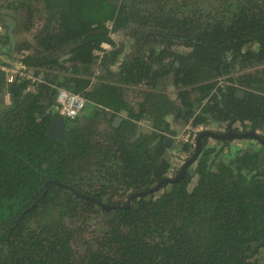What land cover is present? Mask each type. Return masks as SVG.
Listing matches in <instances>:
<instances>
[{
    "label": "trees",
    "instance_id": "trees-1",
    "mask_svg": "<svg viewBox=\"0 0 264 264\" xmlns=\"http://www.w3.org/2000/svg\"><path fill=\"white\" fill-rule=\"evenodd\" d=\"M42 3L33 43L14 48L34 82L0 83V264H260L264 145L252 138L203 137L180 180L124 206L196 151L198 133L176 146L168 117L264 130V0ZM125 30L133 45L120 57L113 36ZM59 89L86 100L66 119L67 143L46 136ZM173 150L185 155L176 168Z\"/></svg>",
    "mask_w": 264,
    "mask_h": 264
},
{
    "label": "rangeland",
    "instance_id": "rangeland-1",
    "mask_svg": "<svg viewBox=\"0 0 264 264\" xmlns=\"http://www.w3.org/2000/svg\"><path fill=\"white\" fill-rule=\"evenodd\" d=\"M42 1L44 2V0H0V25L3 31V34L5 35V38H6V45H5L6 51L4 54L0 52V57L2 61L4 62V64H7V65L9 64V66L15 65V62L10 63L8 57H6L7 55L10 54L8 50L9 45L12 47V50L14 51L16 44L27 43V42H29L30 44L33 43L35 29H37L38 25H40L43 22V20L46 18V14L44 12ZM11 6H13V9H11ZM140 13L141 15L146 14V12H140ZM9 15L15 18V20H13L14 28L12 31L14 46L10 44V40L8 36V32L10 29L9 20H8V18L10 17ZM16 23H17V29H16ZM28 27L29 29H27ZM30 28H32L31 31H30ZM128 30H125V33H119L113 36L114 42L119 47L122 48L120 52V57L123 56L122 51L124 53L128 52L129 48H131L133 45V42L129 40L127 37L129 36L127 33ZM11 56L13 57V59H17L18 61L19 59L18 56L12 51H11ZM116 70L117 69L115 67L111 68V71H116ZM96 77L98 78V76ZM167 88H168L167 89L168 95L171 96V98H173L174 90L172 89L171 85H167ZM127 94L129 95L130 102L132 104H135V98L138 95V89H129L127 91ZM167 121L171 126V130L174 132L172 135H168V137L174 141L176 146L189 142L190 141L189 137H191L195 133V131H198L197 130L198 128L192 129L189 125H184L181 123H177L174 125L170 117H168ZM148 126H149L148 124H146L145 122H142L140 123V130L145 131L146 129H148L147 128ZM211 127H212L211 130L213 131L219 130V128L216 126H211ZM257 132H258L257 135L264 138V130H258ZM208 144L213 146L215 145V142L212 140H209ZM254 144L255 142L248 141L246 139L244 141L239 140V142H235L234 146L236 147L239 145L243 146V145H254ZM184 157L185 155L183 152L181 153L176 150H173V152L171 153V157H170V162H171V165H173V168H176L178 165H181V161ZM168 177H171V174H169ZM194 184H195V179H193L189 188H192ZM258 259L260 261V264H264V249H262L260 253L258 254Z\"/></svg>",
    "mask_w": 264,
    "mask_h": 264
},
{
    "label": "water",
    "instance_id": "water-1",
    "mask_svg": "<svg viewBox=\"0 0 264 264\" xmlns=\"http://www.w3.org/2000/svg\"><path fill=\"white\" fill-rule=\"evenodd\" d=\"M9 27H10V29H9V32H8V36H9L10 44L12 46H14V40H13V34H12V31H13V28H14V23L11 20H9ZM3 76H4V74L0 72V83L3 82ZM66 121L67 120L65 118H63V117H55L52 120V122L50 123V125H49V127L47 129L46 136L51 138V139L57 140L59 142L67 143L68 137L64 133V126L66 124ZM120 121H121V118L120 117H116L114 119L113 126L116 127L120 123ZM205 136L206 137L215 138V139H232V138L246 139V138H253V139H256L257 141H259L262 145H264V139L260 138L255 132H252V131L247 132V133H241V134H236L235 132L230 131L228 134H223V135L222 134H218V133L213 132V131H209V130L201 131L198 134V137H197V141H196L197 145H196V151H195L194 155L183 163V165L181 166L179 174L177 175V177L174 178V179L165 178L163 181H161L158 185H156L154 188H152L150 190L130 194V196L128 197V199L126 201V205L124 206V208H126V207H128L130 205V202L132 201L133 198L145 196V195H147V194H149L151 192L157 191L160 188V186L162 185V183H167V182L168 183H172V182H177L178 180H180L183 177L185 169L187 168V166H189L195 160L196 156L198 155V153L200 151V148H201L200 141ZM71 191H73L74 193H76L78 196H80L82 198H85V199H88L90 201L96 202L104 210H110V209L118 208V206L103 204L102 202H100L96 198L88 197V196H85L83 194H78L73 189H71Z\"/></svg>",
    "mask_w": 264,
    "mask_h": 264
},
{
    "label": "built area",
    "instance_id": "built-area-1",
    "mask_svg": "<svg viewBox=\"0 0 264 264\" xmlns=\"http://www.w3.org/2000/svg\"><path fill=\"white\" fill-rule=\"evenodd\" d=\"M0 26V37L3 34ZM110 45L107 43H102L100 50L97 51V55L101 56L104 52L108 51ZM25 69L15 63L13 66L4 64L0 57V72L4 74L3 81L5 85H9L16 81L18 78L27 79L30 82H34V78L25 74ZM2 103L5 106L10 105V95L6 92L2 96ZM86 107V100L78 94H74L65 89H59L56 94L55 104L53 105V111L57 117H63L65 119H75L78 117ZM201 128L198 129V131Z\"/></svg>",
    "mask_w": 264,
    "mask_h": 264
},
{
    "label": "flooded vegetation",
    "instance_id": "flooded-vegetation-1",
    "mask_svg": "<svg viewBox=\"0 0 264 264\" xmlns=\"http://www.w3.org/2000/svg\"><path fill=\"white\" fill-rule=\"evenodd\" d=\"M112 1H114V0H112ZM133 2V0H124V3H126V4H128V5H131V3ZM52 113L53 114H55L54 113V111H53V107H52ZM211 128L212 127H209L207 130H209V131H213V130H211ZM199 129V128H198ZM197 129V130H198ZM201 131H206L204 128H202L201 127V130H199V131H195V133H200ZM216 130H214L213 132H215ZM230 131H232V132H235L236 134H241V133H247V132H250V131H246V130H243V128H241L240 126H238V125H231L230 127L228 126V127H221V128H219V130L218 131H216V133H218V134H228ZM258 131V130H257ZM255 132L256 134L258 133V132ZM197 134V135H198ZM197 135H196V137H197ZM259 136V135H258ZM260 138H262L263 139V137H261V136H259ZM215 139V138H214ZM253 139V138H252ZM228 140V139H227ZM232 140L234 141V140H237V141H239V140H243L244 141V139H237V138H232ZM256 142H259V141H257L256 139H254ZM195 141H197V139H195ZM260 143V142H259Z\"/></svg>",
    "mask_w": 264,
    "mask_h": 264
},
{
    "label": "crops",
    "instance_id": "crops-1",
    "mask_svg": "<svg viewBox=\"0 0 264 264\" xmlns=\"http://www.w3.org/2000/svg\"><path fill=\"white\" fill-rule=\"evenodd\" d=\"M5 45H6V38H5V35L3 34V35H1V37H0V52H2V54H4L5 53ZM8 50H9V55H7L6 57H8V59H9V61H12L13 60V57L11 56V51L12 52H14L13 50H12V47L9 45V48H8ZM15 63H16V61H14ZM18 62V61H17ZM4 105V104H3ZM5 106V105H4Z\"/></svg>",
    "mask_w": 264,
    "mask_h": 264
},
{
    "label": "clouds",
    "instance_id": "clouds-1",
    "mask_svg": "<svg viewBox=\"0 0 264 264\" xmlns=\"http://www.w3.org/2000/svg\"><path fill=\"white\" fill-rule=\"evenodd\" d=\"M1 26V25H0ZM3 33V32H2ZM4 82V81H3ZM201 128V127H200Z\"/></svg>",
    "mask_w": 264,
    "mask_h": 264
}]
</instances>
